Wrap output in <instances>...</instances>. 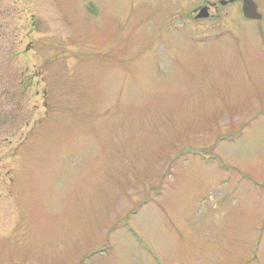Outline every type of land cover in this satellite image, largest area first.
<instances>
[{
  "label": "rangeland",
  "instance_id": "1",
  "mask_svg": "<svg viewBox=\"0 0 264 264\" xmlns=\"http://www.w3.org/2000/svg\"><path fill=\"white\" fill-rule=\"evenodd\" d=\"M204 1L0 0V264H264V0Z\"/></svg>",
  "mask_w": 264,
  "mask_h": 264
},
{
  "label": "flooded vegetation",
  "instance_id": "2",
  "mask_svg": "<svg viewBox=\"0 0 264 264\" xmlns=\"http://www.w3.org/2000/svg\"><path fill=\"white\" fill-rule=\"evenodd\" d=\"M243 1L244 0H205L201 6H198L195 9H193L192 12L190 13V15L193 16V18L196 22L206 21V20H215L221 15V13L222 14L224 13V9L227 7L230 8V7H233L235 5L240 6V13H241V6H242ZM257 5H256L257 11L260 14V13H262V11L258 7L259 5L258 6ZM202 8L205 9L206 17L203 18L205 20H200L202 18H197L198 12ZM190 15L187 16L186 14H184V18L190 19ZM241 17H242V14H241ZM243 20L246 21L247 19L243 18ZM261 20H262V18L260 20H254V21H261ZM247 21H250V20H247Z\"/></svg>",
  "mask_w": 264,
  "mask_h": 264
},
{
  "label": "water",
  "instance_id": "3",
  "mask_svg": "<svg viewBox=\"0 0 264 264\" xmlns=\"http://www.w3.org/2000/svg\"><path fill=\"white\" fill-rule=\"evenodd\" d=\"M242 13L246 19H256L259 20L261 16L256 11V6L252 0H244L242 4ZM205 9H202L198 14L197 18H205Z\"/></svg>",
  "mask_w": 264,
  "mask_h": 264
},
{
  "label": "trees",
  "instance_id": "4",
  "mask_svg": "<svg viewBox=\"0 0 264 264\" xmlns=\"http://www.w3.org/2000/svg\"><path fill=\"white\" fill-rule=\"evenodd\" d=\"M127 231H129L130 232V235L134 238V240L139 244V243H142L141 242V237L140 236H138V234L135 232V231H133V229H129V230H127Z\"/></svg>",
  "mask_w": 264,
  "mask_h": 264
}]
</instances>
